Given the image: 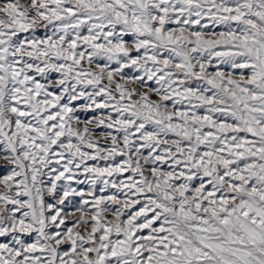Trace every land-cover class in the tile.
I'll return each mask as SVG.
<instances>
[{"label": "snow or ice", "instance_id": "6c2138e0", "mask_svg": "<svg viewBox=\"0 0 264 264\" xmlns=\"http://www.w3.org/2000/svg\"><path fill=\"white\" fill-rule=\"evenodd\" d=\"M0 264H264V0H0Z\"/></svg>", "mask_w": 264, "mask_h": 264}]
</instances>
